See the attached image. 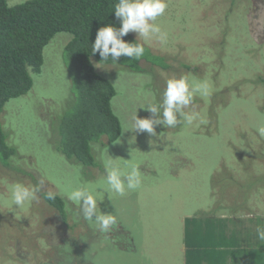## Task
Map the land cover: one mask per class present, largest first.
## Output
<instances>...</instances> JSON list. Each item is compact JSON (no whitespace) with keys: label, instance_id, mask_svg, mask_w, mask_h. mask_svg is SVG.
<instances>
[{"label":"rangeland","instance_id":"rangeland-1","mask_svg":"<svg viewBox=\"0 0 264 264\" xmlns=\"http://www.w3.org/2000/svg\"><path fill=\"white\" fill-rule=\"evenodd\" d=\"M167 5L155 21L168 33L167 44L137 38L145 47L141 70L107 62L95 66L114 84L111 104L122 133L90 144L92 161L77 162L57 148L58 140L63 148L74 137V129L66 127L78 117L66 60L71 32L50 39L41 69L31 71V89L4 104L1 122L16 152L9 166L0 160V264H174L173 252L179 250L182 264H193L190 254L197 247L205 251L206 234L223 232L231 223L232 217L227 223L218 217L229 215L218 208L225 195L264 228V137L257 132L264 126V0H167ZM179 77L209 85L208 96L195 95L184 109L196 117L191 124L158 126L157 136L124 131L136 113L148 118L142 106L158 103L167 80ZM105 160L121 170L135 165L141 176V186L124 196L112 194L110 200L101 194L99 208L117 218L109 236L63 196L79 184L102 181ZM41 179L46 183L38 200L9 211L11 187L38 186ZM49 190L63 200L65 214L46 201ZM248 237L259 241L256 232ZM156 239L175 241L177 248L158 247ZM259 242L263 248L254 245L248 255L264 264Z\"/></svg>","mask_w":264,"mask_h":264},{"label":"trees","instance_id":"trees-1","mask_svg":"<svg viewBox=\"0 0 264 264\" xmlns=\"http://www.w3.org/2000/svg\"><path fill=\"white\" fill-rule=\"evenodd\" d=\"M249 1V0H248ZM118 0H27L11 7L8 0H0V160L9 166L8 158L16 152L9 145L2 122L1 114L4 104L12 97L27 93L33 86L32 72L39 71L44 62L43 51L50 39L59 31H69L73 34L66 47V60L77 95L76 109L78 117L71 120L66 129H74L61 148L58 140L57 148L67 153L68 158L77 162L92 161L90 144L96 142L102 135H107L109 141L117 139L122 133V124L112 109V98L116 89L112 80L97 71L92 58L101 61L98 53H91L97 30L105 25L120 26V21L114 15V5ZM126 42H134L132 32L123 37ZM139 43L138 40L135 41ZM102 64L103 61H101ZM116 65L128 64L130 70H141L137 60L121 56ZM112 72V71H111ZM110 72V73H111ZM83 129V134L79 135ZM71 145V146H69ZM255 187V184H254ZM219 209H227L229 215L225 223L232 217L234 236L248 237L256 232L255 220L244 215L239 202L233 204L228 196H222ZM62 214L64 202L58 196L49 201ZM248 207V206H246ZM249 208V207H248ZM233 215L235 218H233ZM238 215V217L236 216ZM264 216V212H262ZM246 220L252 226H246ZM223 222V221H222ZM223 222V223H224ZM230 223V224H231ZM264 223V218L262 220ZM109 236V233H103Z\"/></svg>","mask_w":264,"mask_h":264},{"label":"clouds","instance_id":"clouds-1","mask_svg":"<svg viewBox=\"0 0 264 264\" xmlns=\"http://www.w3.org/2000/svg\"><path fill=\"white\" fill-rule=\"evenodd\" d=\"M167 7V0H118L114 5V15L120 21V26L108 24L100 27L94 43L91 44V53H98L103 62L109 60L117 62L121 56L138 61L145 55L144 45L135 42L138 37L145 42L155 40L161 45L167 44L168 33L155 23L158 17L165 14ZM130 32L137 34L134 42H126L123 39ZM92 61L94 66L101 63L98 59H92ZM197 94L201 97L208 96L210 94L209 85L206 82H193L190 85L186 77L168 79L162 99L158 103L149 102L142 106L150 113L149 117L140 118L136 113L130 126L124 131L157 136L158 126L174 128L182 122L191 124L196 117L187 114L184 109L192 103ZM257 132L264 137V126L259 127ZM104 164L106 177L102 181L95 186L79 184L70 191L64 192L63 196L76 205L78 214L85 221L101 233H108L117 225V218L111 213L102 212L98 201L104 198L105 193L111 200L112 194L124 196L127 191L138 189L141 186V176L135 165H130L129 170H121L113 167L111 160H105ZM45 183V179H41L38 186L34 187L14 184L10 189L11 207L9 211L15 213L27 203L37 201ZM44 197L49 201H54L57 193L51 190L44 191ZM256 234L258 240L264 242V228L257 227Z\"/></svg>","mask_w":264,"mask_h":264},{"label":"crops","instance_id":"crops-1","mask_svg":"<svg viewBox=\"0 0 264 264\" xmlns=\"http://www.w3.org/2000/svg\"><path fill=\"white\" fill-rule=\"evenodd\" d=\"M227 214L218 217L224 222L227 218ZM225 230L217 234H206L207 244L204 252H200L197 249L190 254V259L193 264H256V257L253 255H248V250H250L254 245L263 248V244L259 241L253 240L249 237L238 239L234 236L232 231L233 224L225 225ZM132 237V236H131ZM134 238L132 237V241ZM64 242L60 241L59 245ZM110 242H117L116 239ZM153 243L161 247L167 243H173L176 247L175 241H162L156 239ZM56 245V244H55ZM54 245V246H55ZM173 252L174 264H182L181 250Z\"/></svg>","mask_w":264,"mask_h":264},{"label":"flooded vegetation","instance_id":"flooded-vegetation-1","mask_svg":"<svg viewBox=\"0 0 264 264\" xmlns=\"http://www.w3.org/2000/svg\"><path fill=\"white\" fill-rule=\"evenodd\" d=\"M244 159L243 158H239V160L238 161H243Z\"/></svg>","mask_w":264,"mask_h":264}]
</instances>
